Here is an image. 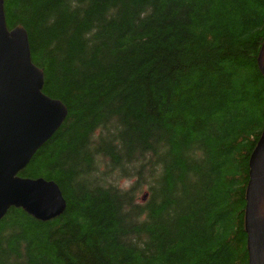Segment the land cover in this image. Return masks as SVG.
<instances>
[{"label": "trees", "instance_id": "obj_1", "mask_svg": "<svg viewBox=\"0 0 264 264\" xmlns=\"http://www.w3.org/2000/svg\"><path fill=\"white\" fill-rule=\"evenodd\" d=\"M4 1L69 115L19 174L66 210L12 208L0 264H249L264 0Z\"/></svg>", "mask_w": 264, "mask_h": 264}, {"label": "water", "instance_id": "obj_2", "mask_svg": "<svg viewBox=\"0 0 264 264\" xmlns=\"http://www.w3.org/2000/svg\"><path fill=\"white\" fill-rule=\"evenodd\" d=\"M257 62L264 77V43ZM44 85V71L32 59L27 30L21 25L9 29L5 1L0 0V222L12 208L48 222L67 207L55 182L19 176L69 115L61 101L45 95ZM249 167L245 212L249 264H264V130Z\"/></svg>", "mask_w": 264, "mask_h": 264}]
</instances>
